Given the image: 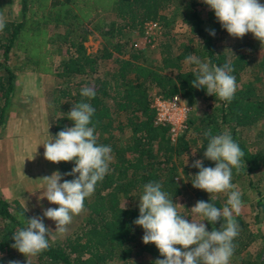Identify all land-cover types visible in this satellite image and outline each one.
I'll list each match as a JSON object with an SVG mask.
<instances>
[{"label":"trees","instance_id":"trees-1","mask_svg":"<svg viewBox=\"0 0 264 264\" xmlns=\"http://www.w3.org/2000/svg\"><path fill=\"white\" fill-rule=\"evenodd\" d=\"M19 4L20 19L5 22L3 31H0V125L6 120L16 87L15 70L8 64L10 52L27 40L42 35L41 19H36L32 11L33 5L41 7L45 4L42 0H19ZM111 5L115 20L106 22V29L100 20L96 23L104 40L95 52H87L84 45L87 35H80L78 22L73 26L68 25L63 15L65 10H58L60 14L58 20L55 18V31L46 37L52 44L57 42L63 46L65 55L58 65L59 74L70 79L54 90L52 102L59 115L52 124V140L59 131L74 126V122L67 118L73 106L82 101L89 103L95 109L89 126L95 127L97 143L110 146L112 150L109 172L97 183L94 193L85 199L84 210L88 214L80 227L60 243L49 242L46 250L32 258L23 256L12 247L13 233L24 227L25 219L32 216L18 200L9 202L0 196V221L3 222L0 228V264H8L9 261H19L20 264H134L128 246L138 241H141L143 249L157 254L159 250L155 244L143 243L144 229L133 223L139 217L143 186L149 182L160 183L161 190L173 199V203L192 188L197 200L213 203L220 209L225 206L226 202L217 193L209 194L193 187L191 182L198 168L186 164L180 169L177 157L181 151L189 148V141H172L169 127L154 123L152 91L167 98L180 95L188 104L197 100L201 89L191 85L197 72L181 71V60L190 54H195L210 65H231L234 69L231 75L240 82L231 102L221 101L215 95L210 96L204 113L194 121L190 120L191 123L196 122L194 130L197 137L193 141L198 140L200 149L205 152L208 144L205 131L211 129L212 135L230 133L244 152L239 170L232 169V178L242 187L244 199L249 189L259 194L254 175L264 169V151L251 152L241 131L256 122H264V43L261 44L252 33H248L252 38L244 46L251 47L252 51H260V56L239 52L229 56L226 52L216 51L215 37L219 31L215 30V36H212L210 30H214V27L205 29L203 24L209 20L214 26L218 20L214 11L203 1L112 0ZM170 5L181 7L182 20L189 28V33L181 45L171 42L160 44L162 66L156 68L145 62L140 49L128 47L123 37L129 31L142 34L150 21L167 24L165 9ZM202 11L206 12V18ZM67 13L74 15L72 11ZM61 29L62 33H55ZM103 60L107 62L108 68L100 74L98 67ZM92 72L95 74L93 82L85 78ZM246 72L251 77L239 81ZM85 86L95 89L94 98L81 96V89ZM127 130L130 131L129 135L121 138L120 134ZM201 160L204 167H215V162L204 155ZM73 167L75 161L58 163L61 174L71 172ZM62 176L64 181L76 178ZM127 198L129 202L136 201L127 204ZM254 211L257 212L256 219L264 215V197L257 200ZM233 215L240 230L233 241L236 247L232 256L239 257L259 236L249 220L241 214ZM182 216L189 222L203 219L187 208ZM203 223L206 230L211 231L213 227L219 230L224 221L222 219L210 224L205 220ZM260 243L264 247V235H260ZM241 264H264V258L255 261L242 259Z\"/></svg>","mask_w":264,"mask_h":264},{"label":"rangeland","instance_id":"rangeland-1","mask_svg":"<svg viewBox=\"0 0 264 264\" xmlns=\"http://www.w3.org/2000/svg\"><path fill=\"white\" fill-rule=\"evenodd\" d=\"M42 2L45 5H41V7L33 5L32 11L36 19H41L40 32L42 35L27 40L26 43H22L20 47H14L10 52L8 64L15 70L16 87L6 113V121L0 125V196L9 202L18 200L32 217H41L45 226L51 229L49 242L56 244L80 227L88 212L83 210L79 215H74L64 234L56 233L55 222L43 216L46 209L58 207V205L51 204L43 196L46 184L41 179L45 176H51L54 172H60L58 163L50 162L44 158L45 148L43 144L53 141L51 128L53 121L59 115L52 98L54 97V90L60 84L70 81L69 78H64L59 74L60 68L58 65L65 55L63 46L58 45L57 42L52 44L46 37L47 34L49 35V33L55 31V18L57 19L60 14L58 10H65L63 15L68 25L73 26L78 22L80 35H87L84 41L87 52H95L101 47L104 40L96 28V23L100 20L101 25L106 29L105 23L115 20V12L111 5L112 0H42ZM259 2L264 4V0H259ZM12 9L11 19H20L19 4L17 3V7L16 5L15 7L12 6ZM181 10L180 6H168L165 9L168 16L167 24L158 21L147 24L142 34H139L138 31L126 32L123 41L128 43V47L133 46L138 50L140 49L145 62L160 68L162 66L160 44L171 42L173 45H181L185 42V36L189 33V28L182 20ZM67 11H72L74 15H67ZM205 13V11H202L204 18H206ZM11 19L8 21H11ZM203 26L205 29H213L214 27V30L219 31L215 37L216 51L226 52L229 56L235 52L244 53L245 55L250 53L256 56L261 55L260 51H252L251 47L244 46L247 41L251 40L252 36L250 34H246L242 38L233 37L229 35L219 21L217 25L213 26L212 22L205 20ZM62 31L63 29L55 33H62ZM192 55L196 56L195 54ZM199 59L202 62H207L201 58ZM107 68L108 64L103 60L99 64L98 71L103 74ZM181 71L197 72L198 68L194 64L186 63L185 58L181 60ZM94 76L95 74L92 72L88 73L85 78L93 82ZM249 77H251L250 73L246 72L242 74L239 81H246ZM236 84H240V82L236 81ZM156 95L159 94L152 91V104ZM210 96L206 93V90L201 89L194 103H184L190 108V111L187 112L188 127L176 143L187 139L189 148L181 151L177 157L180 169L183 165H192L196 160H201L204 155L199 147V141H193L197 137V132L194 130V126H196L194 123L196 122L191 123L190 120L193 119L194 121L198 115L204 113L206 110L205 105ZM183 102H185L184 99ZM129 133L130 131L127 130L125 133L120 134V137L125 138ZM241 135L251 152L264 151V122H256L253 126L244 128ZM254 181L259 194L249 189L247 198L244 199L242 187L232 178L235 190L240 191L242 194L243 206L239 214L250 221L259 237L239 257L232 256L229 264H241L242 259L255 261L264 258V247H261L260 243V235H264V215L256 219L255 214L257 212L254 211L257 200L264 197V169L254 175ZM59 182H64L63 176ZM192 190L190 188L188 192L178 197L174 202L184 206L178 207L181 215L186 208L190 210L197 201H200L196 199ZM217 194L224 202L227 201L228 193ZM133 202H129L128 198L125 199L127 204H133ZM2 224L3 222L0 221V228H2ZM128 249L130 259L134 264H154L157 259L164 258L159 251L153 255L143 249L141 241L131 243ZM28 257L32 258V256Z\"/></svg>","mask_w":264,"mask_h":264},{"label":"clouds","instance_id":"clouds-1","mask_svg":"<svg viewBox=\"0 0 264 264\" xmlns=\"http://www.w3.org/2000/svg\"><path fill=\"white\" fill-rule=\"evenodd\" d=\"M203 2L214 11L229 35L242 38L252 33L261 44L264 43V4L259 0ZM4 26L0 19V31ZM210 35L215 36V30H210ZM186 63L198 68L192 87L204 89L208 95H215L221 101L231 102L237 89L231 65H210L191 54ZM80 94L90 99L96 96L95 89L88 86L82 88ZM94 112L87 102L75 104L67 116L74 126L64 128L56 134L54 141L43 144L46 160L53 163L75 161L71 172L61 174L57 171L41 178L46 184L43 196L51 204L58 205L46 209L43 216L55 222V232L59 234H64L73 216L84 210L85 199L94 193L97 183L109 172L112 150L110 146L97 143L95 127L89 126ZM204 136L208 138L204 157L214 161L215 167H204L202 160H196L192 166L199 171L191 183L194 188L209 194L228 193L226 204L220 209L213 203L197 201L190 210L203 219L189 222L178 211V207L184 206L173 203V199L161 190L160 183H146L139 199V217L133 223L144 229L143 243L155 244L164 257L154 264H229L234 254L236 245L233 241L240 229L233 213H240L243 202L241 192L235 190L232 183V169L239 170L244 152L228 132L212 135L209 129ZM62 175L76 178L60 183ZM222 219L224 223L220 224L219 230L215 227L206 230L203 221L215 224ZM50 231L41 217L25 219V226L13 233L12 247L25 257L35 256L49 247ZM8 264L20 262L9 261Z\"/></svg>","mask_w":264,"mask_h":264},{"label":"built area","instance_id":"built-area-1","mask_svg":"<svg viewBox=\"0 0 264 264\" xmlns=\"http://www.w3.org/2000/svg\"><path fill=\"white\" fill-rule=\"evenodd\" d=\"M155 22H149L152 24ZM185 101V100H184ZM180 95L172 97H164L156 95L152 106L155 109V124L167 125L172 141H176L180 135L187 129V112L190 111L189 106L184 104Z\"/></svg>","mask_w":264,"mask_h":264},{"label":"crops","instance_id":"crops-1","mask_svg":"<svg viewBox=\"0 0 264 264\" xmlns=\"http://www.w3.org/2000/svg\"><path fill=\"white\" fill-rule=\"evenodd\" d=\"M10 2H11V4H10ZM17 3L19 4V0H0V19H2L4 23L9 22L8 20L11 19L12 12H13L12 6L15 7V5H16V7H17ZM19 6H20V4H19ZM13 19H11V20H13Z\"/></svg>","mask_w":264,"mask_h":264}]
</instances>
